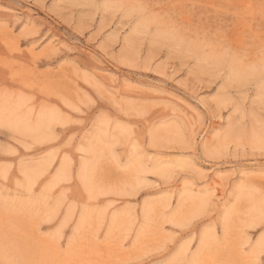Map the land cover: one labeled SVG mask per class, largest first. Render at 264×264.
Here are the masks:
<instances>
[{
  "label": "rangeland",
  "instance_id": "374dc122",
  "mask_svg": "<svg viewBox=\"0 0 264 264\" xmlns=\"http://www.w3.org/2000/svg\"><path fill=\"white\" fill-rule=\"evenodd\" d=\"M263 238L264 0H0V264H264Z\"/></svg>",
  "mask_w": 264,
  "mask_h": 264
},
{
  "label": "bare ground",
  "instance_id": "6f19581e",
  "mask_svg": "<svg viewBox=\"0 0 264 264\" xmlns=\"http://www.w3.org/2000/svg\"><path fill=\"white\" fill-rule=\"evenodd\" d=\"M87 167H88V164L87 163H84L83 166H82V172H81V175L82 177L84 176L83 175V172L85 173L86 170H87ZM61 177V176H60ZM72 213V211H71ZM97 215H95V210L94 209H88L87 207L86 208H83L82 211H81V216L79 218V225L77 226V228L80 230L84 225L88 224L93 218H95ZM120 220L118 218H116L115 216L113 217V219L111 220V225L109 226V232H114V228L116 227L115 224L119 223ZM207 237V236H206ZM264 239V238H263ZM261 240L259 242V246H263L264 244V240ZM204 240L205 238L203 237L202 239V242L204 243ZM74 241H70L69 244H75L73 243ZM71 246V245H70ZM46 248V247H45ZM52 252V251H51ZM109 257V256H108ZM74 261V260H73ZM93 261V260H92ZM100 262V261H99ZM97 263V262H96ZM108 263V262H107ZM191 264H197V260H194Z\"/></svg>",
  "mask_w": 264,
  "mask_h": 264
}]
</instances>
